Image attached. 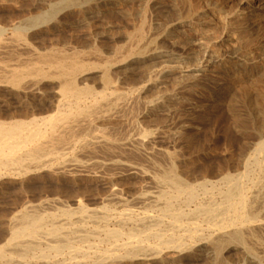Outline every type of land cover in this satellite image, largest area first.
I'll list each match as a JSON object with an SVG mask.
<instances>
[{
    "label": "bare ground",
    "instance_id": "bare-ground-1",
    "mask_svg": "<svg viewBox=\"0 0 264 264\" xmlns=\"http://www.w3.org/2000/svg\"><path fill=\"white\" fill-rule=\"evenodd\" d=\"M81 1L82 0H80V2ZM117 1L120 2L122 0H86L85 4H82L84 2L79 3V8L80 10H88L90 9V4H93V2L95 5L102 3L105 5L111 4V6H113ZM63 3L65 6L78 5L75 0H66ZM62 7L65 9L64 6ZM53 10L55 11L56 9ZM94 17L95 15L91 13L87 18L89 20V18L93 19ZM256 17H264V0H239L235 18L228 14L220 15L219 19L226 29L225 34L221 37L217 34L218 39H212V42L207 41L205 37L210 23L205 20V16L197 14L187 19L184 18L185 20L182 21H180L181 19L179 21L175 20L176 22L171 24L172 30L165 29L166 32L163 34V37H172V33H174L173 30L181 28L179 32H181L182 37H179L181 35L178 37L185 41L183 43L188 45L187 48L191 50L199 48L201 50L200 58L199 60L197 59L198 61L195 62V64H190L192 66L183 65V63L175 65L166 64L154 69L151 74L158 79L164 76L166 77V75L173 72L188 76L192 73L196 74L198 71L212 68L217 61L221 60L220 57H218V53H216V46L224 41L227 35L234 29V21L246 20L247 24L244 27L255 29L258 25L254 20ZM47 18V16L42 15L35 20V22H45ZM54 20L56 22L58 19ZM89 22L91 21L89 20ZM149 23L150 21L148 24ZM97 24L96 22V25ZM29 26L31 25L29 24ZM25 27L28 29L27 26ZM139 27L140 26H138L136 30ZM141 27L144 26L141 24ZM0 31H2V29ZM238 32H242V30ZM9 35L11 36L0 39V51H5L10 47L29 51L36 50H34V48L32 49L31 44H29L30 42L26 41L28 36L26 35L27 39L24 38L25 33L22 29L10 33ZM151 35V30H148L145 36L142 35L144 38L140 37L141 40L148 39L153 45V48L151 47L152 50L146 51L144 53L145 55H149L151 58L188 57L190 51L188 53L187 51L185 52L187 48L181 51L178 50L180 46L175 37V40L171 41V49L165 48V44V49L160 48L158 50L159 41L161 42V38L163 39V37L161 34L157 36V33V37L155 34V37ZM259 35H261V33ZM138 42L141 43V41ZM150 43L147 44L151 46ZM237 44L238 43H236V45ZM259 44L260 47L264 49V38ZM136 46H138V44H136ZM145 46L141 45L140 48L144 49L146 48ZM119 47L121 46L117 48ZM123 48L127 49L126 47ZM131 49L133 48H130L129 51ZM145 50L146 49H144V51ZM221 50L223 51V49ZM231 50L229 54H231ZM259 51L261 52V50ZM55 52L56 50H52V52L46 54L34 53L35 56L37 55L39 57L41 62L30 67L26 66L25 68L19 64V67H22L21 69L17 67L18 65L15 66L16 64L5 65L4 62L7 60H1L5 66L0 67V73L2 75L0 84L9 89L8 92H15L20 97H31L32 99H29L30 102H27L28 104L26 103L28 109L24 116L17 114L16 109V115L10 118V120H0V179L5 177H23V175L36 171H47L53 178H55L54 175H69L75 178L77 176H92L95 177L102 186H105V189L106 187L108 188V193L100 198L101 201L99 205H95V202L93 203L94 205L87 204L83 197L77 193L73 196L71 195L72 197L68 199L62 197L58 192L45 194L38 197L37 200L36 197L35 201H31V197H28L30 201L25 200L20 202L21 204L15 208V211L9 218L6 228L7 237L0 243V264H60L61 262L58 263V259L60 258L65 264L113 263L122 259L145 261L154 258L157 259L165 250L181 253L197 245H201L203 248L208 249L218 256L227 248H240L247 258L257 261L259 264H264V243L258 240L261 236L257 238L258 233L264 234V139H258L256 143L254 142L255 139L253 140L255 144L253 146L249 145L251 149L244 154L242 158L239 157L241 159L238 161L239 164L237 168L216 171V173L213 172L215 174L204 173V175H199V177L195 176L192 179L185 177V173L184 175L179 173L175 166L176 164L179 165V163H173L170 157L165 153L162 154V152L160 153L164 156V163H151L150 171L145 170L142 166L114 159V155L112 156L113 159L109 161H107V158L102 161L96 160V156L92 159L90 155H94L92 153L97 149H99V151L100 149L111 150L115 147L125 148L127 145L132 144L136 147L137 151H140L145 158L151 161L152 153L142 152L143 149L140 148V145L143 141L139 137H127L121 139V141H113L95 130L98 121L103 122V120L106 121L119 115L127 114L131 110V106H135L132 104L137 100L138 95L143 92L145 85L136 90H132L134 89L133 86V88H131L132 91L125 90L120 88L115 79H113V66L118 65V63L130 65L131 62H133L132 60H134L133 58H124L118 61V63H114V59L112 58V63L109 61L110 59L106 61L107 57L105 58V62L102 63L99 62V60L93 59L95 57H91V59L86 55L80 56L83 52L79 51L71 53L68 51V54L64 53L63 55ZM78 52L81 54H77ZM131 53L129 52L128 55ZM142 53L141 51H137L138 55ZM232 55L240 60L247 58L246 55H240L236 51ZM97 57L98 56H96V58ZM256 57L258 58V56ZM260 58L262 59V57ZM102 60L104 61V58ZM134 62L136 66L137 61ZM238 63H240V61ZM130 66L132 68V65ZM143 72L142 74H144ZM92 73H95L99 77L98 79L102 86L101 89V86H98L100 90H96L95 86H92V82L96 81L95 79L90 82L92 85L85 82L91 78L92 75L90 74ZM172 75L170 74L169 76L174 79L175 77ZM44 82L52 83L50 95L47 97L43 96L41 92V85ZM39 94L41 96L38 98ZM2 113V117H4V111ZM133 116L134 115H132V118ZM126 132H129V130H126ZM261 137H264V131ZM102 153L103 152H101V155ZM100 157L101 156H99V159H101ZM109 158H111V156H109ZM109 165L121 168L124 167L127 172L136 174L139 177L141 176L140 178L146 176L148 182L146 185L144 184L145 186H143L142 190H138L139 192H137L136 188L135 193L134 188V194L123 195L121 189H119L121 186L118 185L119 188L117 187L116 182H114V177H106L101 171L105 166ZM183 168L181 167V169ZM43 174L45 175V173ZM117 174L118 173H116V175ZM31 177H33V175ZM146 179L144 180L143 178L145 182L147 181ZM20 182L21 181H19V184ZM143 183L144 182H142V184ZM101 184L99 185L101 186ZM59 185L61 186V184ZM53 186L54 185H52V187ZM38 187H40V185L36 188ZM22 188H24V186L21 187V189ZM47 188L48 187H46V189ZM56 189H58V187ZM88 189L90 188L88 187ZM64 196L67 195L65 194ZM93 201H95V199ZM11 212L12 211H10V213ZM10 213L8 214L10 215ZM7 221L5 220V222ZM221 259L223 260V258ZM224 260H226V258Z\"/></svg>",
    "mask_w": 264,
    "mask_h": 264
},
{
    "label": "rangeland",
    "instance_id": "rangeland-1",
    "mask_svg": "<svg viewBox=\"0 0 264 264\" xmlns=\"http://www.w3.org/2000/svg\"><path fill=\"white\" fill-rule=\"evenodd\" d=\"M65 1L66 0H0V30L2 29V31H0V39L10 37V33H14L15 31L22 29L25 33L24 38L28 36V39L26 38V41L30 42L29 44H31L32 49H36L35 51H29L25 49L21 50L19 48L15 49V47H10L5 51H0V67L15 64V66L18 65L17 67L19 69H21L22 67L25 68L26 66L30 67L34 64L41 62L39 57L37 55L36 57L34 53L46 54L52 52V50H56L55 53L61 55H63L64 53L68 54L69 52L71 53L74 51L83 52L82 54L79 52L77 54H81L80 56L86 55L90 58L95 57L93 59H96L97 61L99 60V62L102 63L105 62V58L107 57L108 58L106 59V61L109 59V61H111L113 58L114 63H118V61L124 58H133L134 60H132L133 62H131L130 64L132 65V68L130 65L119 63L118 65L113 66V79H115L120 88H123L125 90H131V88L133 87L134 89L132 90H136L141 86L145 85L143 92L138 95L137 100L132 104L133 106H135H131V110L127 114L125 113L123 114L124 116L119 115L120 117L117 116L106 121L103 120V122L98 121L95 130L96 132L104 135L105 137L113 141H121V139H125L127 137H139L143 141L140 145V148L143 149L142 152H151L152 159L151 161H149L142 155L140 151H137L136 147L132 144L127 145L125 148L115 147L111 150L100 149V151L99 149H97L95 152L92 153L94 155H90L92 159H94V156H96V160L102 161L103 159L106 160L107 158V161H109L110 159H113L115 157L114 159L125 161L126 163L129 162L135 165H139L144 167L145 170L150 171L151 163H164V156L162 154L165 153L170 157L173 163H179V165L174 164L179 173H181L182 175H184L185 173V177H189V179H192L195 176H202L204 175V173L215 174L216 171L218 172L226 169L237 168L239 164L238 161H240L243 155L251 149L250 146H253L258 139H264V137H261L262 132L264 131V49L261 48L259 44L264 38V17H256L257 19L254 18V20L258 24L256 27L259 30H257L256 27L255 29L245 28L244 26L247 24L246 20L234 21V29L231 31L230 34L228 33L229 35H227L224 41H222L219 45L216 46V53H218V57H220L221 60L217 61L215 63L216 65L214 64L212 68L198 71L196 72L197 75L195 73H192L191 75L184 76L181 73L173 72L169 73V75L173 74L175 77L174 79L169 75H166L167 78L164 76L162 78L157 79V77L151 74L154 69L162 67L166 64L175 65L183 63V65L192 66L193 64H195V62L199 60L201 55V50L199 48L191 50L187 48V44L183 43L185 41L179 38L182 37L181 32H179L181 28L173 30V32L176 33H172L173 35L171 34L172 37H170L171 39L173 38L172 40L170 39V37H163V34L166 32V30H172L171 24L173 22H176L177 20L179 21L180 19V21H182L185 20L184 18L187 19L197 14L205 16V20H207L208 23L210 22L205 33V37L207 41L212 42L213 40L218 39V35L219 37H221L225 34L226 29L224 27V24L219 19L220 15L228 14L229 16L235 18L239 0H122L120 2L117 1L118 3L115 2L113 6H111V4L105 5L102 3L95 5L93 2V4H90L91 10H80L79 3L84 2L82 4H85L86 0H82L81 2L80 0H75L78 5H73L74 7L65 6V4L63 3ZM62 6H64L65 9H63ZM53 9H56L57 11H54ZM91 13L92 15H95V17L93 19L89 18V20L91 21L89 22L87 17H89V14ZM42 15L48 17L47 21L35 22V20H37ZM54 19L58 20L55 22ZM149 21L150 25L148 24ZM96 22L98 23L97 25ZM34 23H36L37 25ZM29 24L31 26H29ZM141 24L144 27H141ZM216 24L218 27L216 26ZM211 25L215 28H213ZM25 26H29L28 29H30L28 30ZM138 26H140L142 29L139 27L136 30ZM148 30H151V34L153 36L154 34L156 36L157 33V36L161 34V36L163 37V39L161 38V42L159 41L160 44L158 43V50L160 48L171 49V41L177 39L176 41H178V44L180 46L178 47L179 49H177L181 51L187 48V50L185 49V52L187 51L188 53L190 51L188 57L179 58L175 56L166 57V59L158 57L151 58L149 55H145L144 53L146 51H150L153 48V45L148 39H143ZM239 30H242V32H238ZM260 33L261 35H259ZM243 36L246 37L244 38ZM140 37H143L142 39L144 41L141 40ZM138 41H141V43ZM95 43L98 44L96 45ZM147 43H150L151 46ZM234 43L235 45L236 43L238 44L235 46ZM136 44H138V46H136ZM139 44L140 46L147 45L148 49L147 46H145L146 48L143 47L144 49H146L144 51V49L140 48ZM239 44L241 47L239 46ZM118 46L121 47L117 48ZM123 47H126L127 49ZM130 48L133 49L129 51ZM221 49H223V51ZM230 50L231 54H229ZM259 50H261V52ZM128 51L130 53H133L128 55ZM137 51H141L143 53L141 55H138ZM235 51L238 52L240 55H246L247 58L244 60H240L238 58L233 57L232 54ZM254 53L256 54V56H258V58L255 56ZM95 55L98 57L96 58ZM260 57H262V59ZM103 58L104 61L102 60ZM1 60H7V63L4 62V65L3 61L1 62ZM134 61H137L136 66ZM237 61H240V63H238ZM111 62L113 63V61ZM19 64L22 67H19ZM141 66H144L145 68ZM133 68H135L136 70ZM142 72L144 74H142ZM94 74H90L93 77L91 76V78L85 82L91 84L90 82L95 79L96 81L93 80V85H91L95 86L96 90H100L102 86L98 79L99 77ZM0 76V78H2L1 73ZM51 85L52 83L50 82H44L41 85V92L43 96L47 97L50 95ZM98 86H101L100 89ZM2 87L3 85L0 84V120H10V118L16 115V109L17 114H21L24 116L27 113L26 110L28 109L27 102H30L29 99L31 100L32 98L20 97L15 92H8L9 89H7L5 86L3 87L4 90L2 89ZM40 96L41 95L39 94L38 98ZM15 97L18 99H16ZM7 108L9 110L11 109V112ZM3 111L4 117H2ZM132 115H134L133 118ZM126 130H129L130 133L126 132ZM254 139L255 143H253ZM101 152H103L102 155ZM160 152H162V154ZM98 155L101 156V159H99ZM170 155L173 156L171 157ZM109 156H111V158H109ZM181 167L184 168L181 169ZM120 168L121 167L109 165L105 166V168H103L101 171L106 177H114V182H116L118 188L119 186H121L119 189H121V193L123 195L134 194V188L135 193L136 188L137 192H139L140 190H142L143 186H145L148 182V178L146 176L140 178L141 176L139 177L136 174L127 172L126 168ZM43 173H45V175ZM116 173L118 174L116 175ZM113 174L116 176H114ZM32 175L33 177H31ZM54 177L56 179L53 178V176L50 175L47 171H36L23 175V177H5L0 179V243L3 242L4 239L7 237L6 228L8 226L9 218L12 216V213L15 211V208L21 204L20 202L29 200L30 197L31 201H35L36 197L37 200L38 197H41L45 194H51V192H58L62 197L70 199L73 195L77 193L83 197L87 204L99 205V202L101 201L100 198H102L108 193V188L106 187L105 189V186H102V184L98 182L95 177L92 176H77L75 178L69 175H54ZM9 178L11 182L9 181ZM143 178L144 180L147 178V181L145 182ZM117 179L119 182L117 181ZM18 180L21 181L20 184ZM142 182L144 183L142 184ZM59 184H61V186ZM99 184H101V186ZM39 185L40 187L36 188ZM52 185H54V189ZM20 186H24V188L21 189ZM46 187L48 188L46 189ZM57 187L58 189H56ZM88 187L90 189H88ZM65 194L67 196H64ZM94 199L95 201H93ZM10 211L12 212L10 213ZM8 213H10V215ZM5 220L8 221L5 222ZM263 235V233L257 234V238L261 236L258 240L262 243H264ZM204 250L206 251L208 249L203 248L201 245H197L192 249L186 250L181 253L165 250L157 257V259H151L152 261L122 259L113 263L101 264H259L257 261L247 258L240 248H227L222 251V254L220 253L221 255L219 254V256L213 254L209 250L206 252ZM221 258H223V260L226 258V260L223 261ZM60 262L62 264H65L64 262H62L61 258L58 259V263Z\"/></svg>",
    "mask_w": 264,
    "mask_h": 264
}]
</instances>
